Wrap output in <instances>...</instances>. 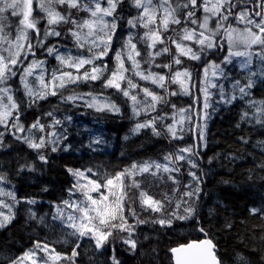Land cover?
Returning a JSON list of instances; mask_svg holds the SVG:
<instances>
[{"label": "snow or ice", "instance_id": "snow-or-ice-1", "mask_svg": "<svg viewBox=\"0 0 264 264\" xmlns=\"http://www.w3.org/2000/svg\"><path fill=\"white\" fill-rule=\"evenodd\" d=\"M131 7L137 10V14L128 19L127 25L132 28H143L145 32L140 36L144 40L147 48L156 49L157 44L163 45L158 50L149 51L148 59L144 62L155 64L156 57L169 53L172 45L175 46L176 54L172 55V60L165 64H155L156 68H166L168 73L153 72L150 69H142L141 62L136 59L140 56L136 43L133 42V35L130 33L122 49H127V53L117 51L115 53V64L110 68L108 63L97 64L96 61H103L111 51L113 36L118 27V21L122 18L118 13V8L124 3V0H0V149H5L11 145L5 144V133H9L16 141L27 146L36 153L37 159L47 164L48 155L43 151L50 149V152L68 151L70 144H65L61 148L63 141L68 139L67 129L64 132L57 131L58 126H63L62 121L55 117L53 111H47L44 116L51 117L50 122H42L41 117H37L27 127L21 117L24 112L30 108L38 107L40 101L47 100L49 96H59L62 103H72L76 107L83 106L93 109L96 112H111L120 114V107L111 99L110 96L103 93V89L112 88L122 94L123 97L131 101L132 112L135 116L141 113L150 115L157 110V105L167 103L168 95H178L175 91L169 92V83H178L183 94H190L186 86L191 82V73L187 69L173 70V64H182L181 56L190 60L202 61L206 52L226 51V55L221 62H208L202 64L205 87L201 89L204 96L203 115L197 113L200 119L206 120L209 113L206 111L212 105L209 103L213 95L208 88H218L219 98L217 103L232 104L233 101L243 100L248 110L241 112V122L259 125L264 128V99H252V89L256 85V80L264 81V0H128ZM61 9L63 11H61ZM71 10H76L74 14ZM86 13V17H80L78 13ZM8 13L9 15H4ZM35 13V15H34ZM43 13V15H40ZM199 13V15H198ZM22 17L15 23V31H12V23H7L10 17ZM111 18V19H109ZM41 21H46L43 26V34L38 25ZM71 25L67 29L77 49L85 50L87 55L77 53L75 55L59 53L55 45L45 47L44 41L49 36L60 37L61 31L56 30L54 25ZM180 26L173 28L171 26ZM235 25V26H234ZM243 25V27H239ZM31 32L35 33L37 45H33ZM171 31L174 35L165 36L164 33ZM178 37V39H177ZM190 41L191 46L183 43ZM226 46V47H225ZM34 47L44 48L49 56H53L58 62V67L54 68L46 79V61L40 59L30 60L27 65L23 63L29 56H36ZM125 55L131 67H126ZM253 57L260 61L259 70H253ZM234 58H240L241 69H247L246 82L241 83L237 79L232 84L233 91L226 93L223 84H217L215 81L224 78L227 79L225 69L221 65L232 64ZM90 66L85 68V66ZM69 69V70H65ZM81 69H85L81 72ZM211 69V79L209 70ZM74 70V71H73ZM131 73V75H128ZM19 76L20 84L23 88V97L15 96L9 81ZM133 77L139 80L150 82L162 92H156L154 89L142 87ZM29 78H32L31 80ZM101 81L100 93L93 91L79 92L76 88L70 86L81 83ZM38 82V86H35ZM122 86V85H125ZM143 93V99H138V94H134L136 89ZM67 90L70 94L65 95ZM19 91V89H17ZM236 92L239 95H236ZM150 98V99H149ZM247 98V99H245ZM173 107H175L173 105ZM187 111L181 109V119L173 123L164 125L167 135L172 140L183 139L185 132L184 122L191 123V117L184 116ZM65 119L71 121L68 116ZM163 116H153L143 122H137L134 132L139 133L141 129L150 128L154 135L160 136L161 130L156 127L158 121H162ZM240 127V123L236 125ZM197 143L181 147L177 153L166 154L163 159L167 163L148 162L143 164H132L130 167L115 172H102L99 168L91 167L86 170L67 169L75 178V183L69 189L70 195L80 193L82 199H69L63 201V207L71 209L65 215L62 208L58 205L56 213L52 219L59 220L63 228L70 229L64 232L61 230V238H57L52 243H65L72 245L71 255H64L56 251L54 247L45 241H34L33 248L26 251L22 256L11 258L4 257L7 264H58L61 260H67L70 264H77L76 258L80 255L77 251L81 247L80 241L89 238L94 241L95 249H104L106 245L112 246L110 237L113 232H126L127 236L120 237V240L128 248L130 254L137 251L139 239H134L135 229L140 224L151 223L159 225L161 228H171L174 220L197 219V228L203 233L204 239L187 243L169 249L171 253L170 262L172 264H224V260L217 252V245L214 243L208 230L199 223L197 218V208L189 201L195 198L199 200L202 188V177L195 172H188L196 183L193 189L192 185H186L189 189L183 193V197L176 203L174 210L164 213L165 201L171 202V198L165 196L164 200H155L143 190H140L141 181L137 176L149 174L153 177L161 172L167 173V179L173 184L178 180L172 173H178L179 162L187 160L192 168H197L198 164L193 157L200 155V150L207 146L206 142V124H194ZM191 131L192 129H188ZM27 133L26 135H24ZM40 133V135H36ZM245 144L248 139L240 137ZM104 141L100 137L90 141L88 147L92 144H102ZM264 143V142H261ZM96 151L97 149H92ZM211 162V161H209ZM264 168V164L261 165ZM37 171L34 164L25 162L20 164L17 172L21 173ZM85 171L90 173L95 179L85 175ZM81 181H87L82 183ZM130 181V183H129ZM6 182V176L0 174V183ZM227 183V181H226ZM136 188L139 191L141 206L145 210L150 209L153 213H161L157 217L141 220L137 212L128 207L130 200L129 189ZM106 190V194L101 190ZM75 190V191H74ZM44 191H47L45 188ZM92 193L99 194L93 196ZM0 195H6L14 202L9 205L0 201V208H7L9 214L3 216L0 220V228L15 219L13 212L14 205L21 203L13 192H5L0 189ZM24 202L35 204L34 199H27ZM183 205H187L183 207ZM183 211L181 213V208ZM131 213L135 218V224H129L125 215V210ZM30 220H35L36 213L29 209ZM251 215L259 214L264 218V206L249 208ZM38 223H44L41 217ZM224 228L233 227L230 221H225ZM71 238V239H70ZM148 239V237H145ZM264 241V233L259 237ZM113 255L110 257L111 264H122L115 255V248L112 249ZM155 252V249H152ZM44 253L41 257L38 253ZM261 262L264 264V248L260 250ZM237 259L244 264L250 262L243 256H237Z\"/></svg>", "mask_w": 264, "mask_h": 264}, {"label": "trees", "instance_id": "trees-1", "mask_svg": "<svg viewBox=\"0 0 264 264\" xmlns=\"http://www.w3.org/2000/svg\"><path fill=\"white\" fill-rule=\"evenodd\" d=\"M128 8L129 2L124 0V15L129 14ZM100 84L101 81L81 84L77 90L99 94ZM102 91L111 99L119 100L116 90L108 88ZM252 92L254 99H264V81L254 87ZM18 97H21L20 93ZM55 103L59 104L57 107L60 111L62 106L66 111L72 109L71 105L50 98L39 103L38 107L26 110L21 117L22 121L28 126L48 111L46 105L54 107ZM186 104L189 106L191 103L186 101ZM243 110H248L243 100H236L226 107L219 108L209 127L207 146L196 156L198 173L202 177V192L194 207L197 208L199 223L208 230L224 264H244L237 259L238 254L245 257L250 264H262L260 250L264 248V241L259 239L264 233V218L259 214L249 213L251 207L264 206V168L261 167L264 164V143H261L264 142V128L241 122ZM238 123L240 127L236 126ZM71 130L64 143L71 145L69 150L48 155L47 164L37 159L33 150L16 141L10 134L5 136V144L11 146L0 149V174L6 176V181L13 186L21 203L15 205V219L6 227L0 228V264H7L4 257L22 256L33 248L36 240L48 242L57 252L71 255V243H52L59 237L62 227L50 219L54 206L65 201L69 196V189L73 186L72 176L67 169L86 170L91 167L94 170L99 168L102 172L122 171L134 163L161 159L167 153L164 135L160 137L147 133L144 137L134 139L130 128L124 124L117 128L89 117L86 132L79 131V139L74 138L77 129L72 127ZM100 136L105 139L102 144L93 143L91 148L88 147L90 141ZM241 136L248 139L247 144L241 141ZM110 143L115 144L112 150ZM26 161L34 164L37 171L25 170L18 173L19 165ZM137 180L141 181L140 190L164 200L165 195L161 188L158 190L152 186L151 177L147 175ZM45 188L47 191H44ZM131 190L132 188L129 189L130 197L137 199L135 211L138 216L142 219L152 218L148 212L139 208L140 190L134 188L133 194ZM27 199H34L36 203L24 202ZM29 209L36 213L35 220L28 219ZM45 214H48V219L42 216ZM41 217L44 223H38ZM226 220L232 223L231 229L223 227ZM123 236H127V233L116 231L111 237L112 246L106 245L101 250H96L92 241L83 239L80 242L81 247L77 249L80 253L76 258L77 264H111L113 248L122 264H172L170 248L205 238L197 228L196 218L174 220L171 228H161L150 222L138 225L133 236L140 241L135 254L125 250L128 246L120 240ZM152 249H155V252ZM58 263L70 264L67 260Z\"/></svg>", "mask_w": 264, "mask_h": 264}, {"label": "rangeland", "instance_id": "rangeland-1", "mask_svg": "<svg viewBox=\"0 0 264 264\" xmlns=\"http://www.w3.org/2000/svg\"><path fill=\"white\" fill-rule=\"evenodd\" d=\"M33 7L34 8L36 7L35 0H34ZM122 9H123V4L117 10L118 13H120L122 18L118 21V27H117L115 35L113 36L112 45H111L112 50L109 51V53L106 57H104L103 61H96V63L102 64V63L106 62V63H108L109 67L111 68L115 64L114 57H115V53L117 51H123L124 53H127V49H122V46L127 41L129 34L131 33L133 35V42L136 43L137 50L140 51V53H141L140 56L136 57V59L141 62V68L142 69H150L153 72H158L161 74L168 73V71H169L168 69L156 68L155 64H165V63L171 62L172 55L176 54L175 46L174 45L171 46L169 53H164V54L156 57L155 64H152L150 66L149 64L145 63L144 61L146 59H148V52L158 50L161 47H163V45L157 44L156 49H152V50L148 49L145 41L140 39V36L143 35V33L145 32V29H143V28L132 29L127 25V22H126L128 19L134 17L137 14V10L135 8L131 7L129 4V8H128L129 14L124 15V11H122ZM61 11H63V10L61 9ZM71 11L74 14H76V10H71ZM4 15H9V14L5 13ZM34 15H35V13H34ZM40 15H43V13H40ZM78 15L80 17H86L87 16V14L83 13V12L78 13ZM198 15H199V13H198ZM21 18L22 17H20V16L10 17V20L6 21V22L7 23L16 22ZM109 19H111V18H109ZM44 24H46V21H41V24L38 25V27L41 28V35L43 34ZM51 27H55L56 30L61 31L62 35L60 37L49 36L44 41L45 47L55 45L58 48L59 53L62 55H66V54L75 55V54L81 53V52H83V54L87 55V52L85 50H81V49L76 48L73 38L67 34V29L69 27H71V25L60 24V25H54ZM171 27L179 28L180 26L175 27V25H173ZM239 27L242 28L243 25H239ZM12 31L13 32L15 31V23H12ZM164 35L170 36V35H174V34L171 31H169L167 33H164ZM30 37H33V40H32L33 45L34 46L37 45L38 40L35 39V33L31 32V30H30ZM177 39H178V37H177ZM183 43L191 46L190 41H184ZM34 50L36 51V56H29V59L24 60L23 63L25 65H27L30 60H34V59H40V60L46 61L45 68L47 71H46L45 75H46V79H47L48 75L52 72V70L59 66L58 62L54 59L53 56H49L44 48L34 47ZM225 55H226V51H216L215 49H213L212 51L205 53L202 61L190 60L187 57L181 56L180 59L182 60V64H180V65L173 64L172 67H173V70L187 69L192 74L191 75V82L186 85L189 88L190 94H183L182 89L180 88V85L178 83H169L168 91L169 92L175 91V92L180 93V94L168 95L167 96L168 102L164 103V104L157 105V110L155 112H152L150 115H145L144 113H141L139 116H135L132 112L131 101L128 100L127 98L123 97L122 94L119 92H117L119 95V100L118 101L113 100V99L112 100L120 107V109H121L120 114H114L111 112H103V113L96 112L93 109H89V108L83 106L82 102H80V101L76 102L78 104H81L80 107H76L75 104H72V103H63L65 105L69 104L72 106V109L69 111H66V108L63 106L61 108L62 110L60 111L57 107L59 104H57V103L54 104V107H52V106L49 107V105H46V107H47L48 111H50V110L53 111L55 117L62 121L63 126H58L57 131L63 133L64 128L66 127V129H67L66 134H67V137H69V135L72 132L71 128L74 127L75 129H77V132L75 133L74 138H77V139H79L81 136V133L79 131H83L82 133L86 132L87 122L89 121V117H91L94 121H98L99 123H102L105 125H110V126H115L117 128L120 124L127 125L131 130V136L135 139L138 137H144V135H146L147 133H152V130L150 128L141 129L139 133L134 132L133 129L135 128V125L137 122H143L147 119H151V117H153V116H163L164 119L162 121H158L156 127L161 130V133H162L161 135H164V139L167 142V144H166L167 153L166 154L177 153L181 147L188 146V145H191L193 143H197L196 131L193 127L194 124H196V123H199L201 125L206 124V142H207V139L209 136V127H210V124H211L212 120L214 119L218 109L221 107H226V106L230 105V104H224V103H217V100L219 98V89L209 87L208 91H210L213 94L210 98V101H209V103L212 105V107H210L209 109L206 110L209 113V116L206 120H203V119H200L197 115V113H200L202 116L203 111H204L203 110L204 96H203V92L201 91V89H203L205 87V84H204V75H203L202 64H207L210 61L219 64ZM124 58L126 61L125 66L130 68L131 64H130V62L127 61L126 55ZM240 62H241L240 58H234L232 64H228L226 66L221 65L225 69L227 79L220 78V79L216 80L215 82L217 84H223L226 93H231L233 91L232 84L234 83L235 80L240 79L241 83L246 82L245 77H246V73L248 70L247 69H241ZM197 64H198V66H197ZM259 66H260L259 59L256 57H253V65H252L253 70H259ZM89 67L90 66H88V65L85 66V68H89ZM65 70H69V69H65ZM84 70L85 69H81V72H83ZM128 75H131V73H128ZM209 78L210 79L212 78L211 77V69L209 70ZM29 79L31 80L32 78H29ZM133 79H134V81L138 82L142 87H148L150 89H154L156 92H162L163 91L162 89L157 88L155 85L151 84L150 82L139 80L138 77H133ZM253 79L257 81L255 87L259 86L262 82V80H259L256 77H253ZM8 83H9V85H11L15 96L18 97V94L20 93L21 97H23V88L20 84L19 76L14 77ZM81 84H85V83H81ZM35 86H38V82H36ZM122 86L126 87V84L122 85ZM70 87L77 89L79 86L77 87L76 85H72ZM17 89H19V91H17ZM64 94L68 95V94H70V92L65 90ZM134 94H138V99H141V100L143 99V93L140 92L139 88L135 90ZM236 95L238 96L239 93L236 92ZM50 98H55L57 101L62 103L59 96H49L48 99H50ZM245 99H247V98H245ZM252 99H254V98L252 97ZM47 100L40 101L39 103L46 102ZM186 101H187V103H191V104L188 106L186 104ZM173 105L175 107H173ZM181 109L187 110L183 113V115L191 117V123H189L187 120H185L184 128L186 130L183 133V139L172 140L168 137L166 129H164L163 126L167 125V124H172L173 123V117L175 118V120L179 121L181 119V115H182L180 112ZM68 116H70L72 118L71 121H68L67 119H65ZM51 119H52L51 117H47L44 115L41 117L42 122H45V123L50 122ZM93 128L97 129L95 127H93ZM188 129H192V130L189 131ZM0 131H4V129L0 128ZM109 132H111V131H109ZM7 134H9V133L6 132L5 136ZM26 134L27 133H25L24 135H26ZM36 135L38 136V135H40V133H36ZM106 135H107V133H106ZM161 135H160V137H161ZM105 136H104V138H105ZM100 138L103 141L105 140L101 136H100ZM65 142L66 141H63L61 146H64ZM114 145H115L114 143L109 144V147L111 150L114 148ZM204 148H202V149H204ZM43 151L47 155H51L52 153H55V152H50V149H44ZM192 159H195L197 164H198L197 157H193ZM153 161L158 162V163H167L163 158L154 159V160L148 161V162H153ZM141 164H143V163H141ZM178 166L180 167V171L178 173H172V175L176 176V178L178 180L177 184H173L171 180H168L167 179L168 174L163 173V172L158 174V176H156V177H153L149 174H144L143 176H137L136 177V179L137 178L142 179L143 177H146L148 175L149 177H151L152 186L158 190H160L159 188H161V191L164 193V195L171 198L170 203H168L167 201L165 203V209H164L165 214L174 210L176 207V203L178 201H180L181 199L188 200L187 197H183V193L189 190L186 187V185L191 184L193 189L196 187L195 181H193L192 177L188 175V172L189 171L195 172V173H197V175H199V173H198L199 165L197 168H192L191 165L187 162V160H185V161L179 162ZM85 175L89 176V178H93V179L96 178V177H92L91 174L87 173L86 171H85ZM72 179H73V184H74L75 178L73 176H72ZM81 182L86 183L87 181H81ZM129 183H130V181H129ZM164 184H166V186H164ZM200 187H201V185H200ZM0 189H3L5 192H13L17 198V194H16L15 189L7 181L0 183ZM133 190H134V188H132V190H131L132 194H133ZM101 191L106 194V190L102 189ZM146 193L148 196H151L155 200H163L154 194H151L148 192H146ZM160 194L162 195V193H160ZM92 195L95 197V196H98L99 194L92 193ZM77 198H80V199L83 198L80 196L79 192H76L75 195H70V193H69V196L65 200H69V199L75 200ZM0 201H3L4 203L9 204V205L14 204V202L11 200V198H9L6 195H0ZM195 201H196V199L193 198V200L189 201V203L194 206ZM136 202H137L136 197H134V196H133V198L130 197V200L128 202V207H131L132 209L135 210ZM138 203H139V208L142 209L143 212H148L151 217H157V216L161 215V213L151 212L150 209L145 210V208H143L141 206L139 197H138ZM57 206L58 205L54 206V211H53L52 215L50 216L51 217L50 219L52 222L60 224L59 220L54 221L52 219V216L56 213ZM59 206L62 208L65 215H67V213L69 211H71V209L64 208L63 203H61ZM186 206L187 205H183V207H186ZM183 207L181 208V213L183 211ZM0 212L4 213L5 215L9 214V210L7 208H0ZM13 212L15 213V205L13 207ZM125 215L128 218L129 224H135L136 223V220L132 217L131 213L128 212L127 208L125 210ZM42 216H46L45 218L48 219V214H45ZM139 218L141 220H145V219H142L141 217H139ZM0 220H3V216H0ZM61 227H62L64 232L70 231V229L63 228L62 225H61ZM114 233H116V231L113 232V235H114ZM120 233H126V232H120ZM59 238L63 239V237L61 236V231L59 234ZM84 239L92 241L91 239H89L87 237ZM110 240H111V237H110ZM92 242L94 243V241H92ZM38 255L43 257L44 253L40 252V253H38ZM25 264H29V262L25 261Z\"/></svg>", "mask_w": 264, "mask_h": 264}, {"label": "water", "instance_id": "water-1", "mask_svg": "<svg viewBox=\"0 0 264 264\" xmlns=\"http://www.w3.org/2000/svg\"><path fill=\"white\" fill-rule=\"evenodd\" d=\"M204 239V238H203ZM195 241H199V240H192V241H190V242H188V243H191V242H195ZM184 244H187V243H183V244H180V245H184ZM180 245H178V246H180ZM177 247V246H176Z\"/></svg>", "mask_w": 264, "mask_h": 264}]
</instances>
